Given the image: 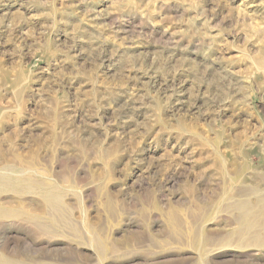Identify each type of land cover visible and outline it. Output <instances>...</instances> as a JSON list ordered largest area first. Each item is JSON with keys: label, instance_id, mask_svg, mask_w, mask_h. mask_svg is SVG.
Masks as SVG:
<instances>
[{"label": "rangeland", "instance_id": "1", "mask_svg": "<svg viewBox=\"0 0 264 264\" xmlns=\"http://www.w3.org/2000/svg\"><path fill=\"white\" fill-rule=\"evenodd\" d=\"M0 264H264V0H0Z\"/></svg>", "mask_w": 264, "mask_h": 264}, {"label": "bare ground", "instance_id": "2", "mask_svg": "<svg viewBox=\"0 0 264 264\" xmlns=\"http://www.w3.org/2000/svg\"><path fill=\"white\" fill-rule=\"evenodd\" d=\"M117 24V23H116Z\"/></svg>", "mask_w": 264, "mask_h": 264}]
</instances>
